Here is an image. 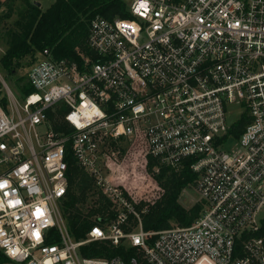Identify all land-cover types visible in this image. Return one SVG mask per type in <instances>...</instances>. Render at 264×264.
I'll use <instances>...</instances> for the list:
<instances>
[{
  "label": "built area",
  "instance_id": "1",
  "mask_svg": "<svg viewBox=\"0 0 264 264\" xmlns=\"http://www.w3.org/2000/svg\"><path fill=\"white\" fill-rule=\"evenodd\" d=\"M128 11L94 15L77 59L43 47L22 101L0 73V250L8 264H264V0H131ZM58 117L72 130L56 129ZM119 140L138 149L143 177L190 159L201 204L190 225L144 230L127 194L97 176L121 157ZM69 142L118 211L81 240L62 214ZM149 158L159 163L150 172ZM129 213L136 226L125 231ZM92 241L133 251L86 256Z\"/></svg>",
  "mask_w": 264,
  "mask_h": 264
},
{
  "label": "trees",
  "instance_id": "2",
  "mask_svg": "<svg viewBox=\"0 0 264 264\" xmlns=\"http://www.w3.org/2000/svg\"><path fill=\"white\" fill-rule=\"evenodd\" d=\"M14 2L15 0H11ZM23 9L11 24L4 25V32H0V71L6 75L15 74L22 67V60L30 58L34 62L43 47H50L56 57H70L77 59L78 51L86 49V38L90 19L100 14L106 18L129 17L128 4L125 0H53L46 8L37 5L34 0H20ZM1 5V1H0ZM6 13L4 17H9ZM6 23L5 21L3 22ZM10 25V26H9ZM29 64V65H30ZM23 87L20 90L28 93L32 90L26 83V76L17 78ZM5 97L0 88V104L4 105ZM247 119L244 115L238 118L229 129V135L237 137L243 130ZM54 127L58 130L72 129L62 117L54 120ZM120 155L128 149L126 140H119ZM127 147V148H126ZM67 192L62 204V214L67 229L75 240H81L86 232L100 219L114 218L117 210L111 208V202L101 191L96 192L94 179L80 167L72 157L70 142L67 143ZM190 159H185L179 170L148 159L147 168L152 170L155 164L159 171L151 175L161 188V193L153 200L133 202L144 230H160L173 225L187 226L199 214L201 204L194 203L185 207L179 200L181 192L192 188L196 175L189 168ZM97 194L95 203L85 207L89 194ZM126 195V194H125ZM130 200L129 196H126ZM93 216V218H91ZM129 224H123L127 231L136 226V217L128 214ZM52 233L56 236L54 229ZM112 247L99 241H92L82 247L86 256L111 257L116 254L128 256L133 249L128 246ZM8 257L0 250V264H8Z\"/></svg>",
  "mask_w": 264,
  "mask_h": 264
},
{
  "label": "rangeland",
  "instance_id": "3",
  "mask_svg": "<svg viewBox=\"0 0 264 264\" xmlns=\"http://www.w3.org/2000/svg\"><path fill=\"white\" fill-rule=\"evenodd\" d=\"M0 32H4L6 29H4V25L11 24V22L17 18L23 9V3L20 0H15L12 2L11 0H0ZM39 1L40 6L44 9L50 3L53 2V0H34ZM128 4L131 0H125ZM6 13H9V17H4ZM6 22L5 24L3 22ZM10 26V25H9ZM1 41V38H0ZM31 62L30 58H25L22 60L21 64L22 67L17 69L15 74L6 75L3 71H0L1 75L5 78L6 83L12 90L14 96L17 100L22 101V94L20 90L21 81H18L17 78L21 76H26V68L29 66ZM240 108L234 107L232 111L228 114V118L230 120H234L239 115ZM118 145V143H116ZM119 146V145H118ZM237 147V139L236 138H229L225 144L226 150H232ZM114 148L116 151H120L119 147L115 145ZM127 148V147H126ZM131 152H124L119 157V160L115 163H111L110 168L105 166L103 163H100L98 165L99 167V173L97 176L103 177V182L106 184H110L113 186L118 187L119 189L124 191V186L129 189L131 192V198L130 201L132 203L134 202V199L136 201L140 200H153L156 197H158L161 193V188L159 185L155 182V180L149 179V177H143L141 174V167L139 165V162L135 160V154L137 153V148L135 146L131 147ZM134 150V151H133ZM120 153V152H119ZM84 171L90 175L94 179V183L96 185V192L101 191L103 194V190L106 189V185L103 183L98 184L97 179L89 174L85 169ZM150 172V171H149ZM107 179L108 181H104ZM123 186V187H122ZM109 192V191H108ZM106 195V194H104ZM97 194L90 193L87 200L85 207H89L90 205H93L95 203ZM107 197V196H106ZM133 197V199H132ZM197 199V195L195 194L193 188H187L186 190L181 192V195L179 197L180 202L185 206L189 207L191 206ZM129 200V199H128ZM259 217H264V208L261 209L259 213ZM93 218V216L91 217Z\"/></svg>",
  "mask_w": 264,
  "mask_h": 264
},
{
  "label": "crops",
  "instance_id": "4",
  "mask_svg": "<svg viewBox=\"0 0 264 264\" xmlns=\"http://www.w3.org/2000/svg\"><path fill=\"white\" fill-rule=\"evenodd\" d=\"M149 179H152V178L149 177ZM152 180H153V179H152ZM124 192H125V194H127L128 196H131V192L129 191L128 188L124 187ZM132 198H133V197H132Z\"/></svg>",
  "mask_w": 264,
  "mask_h": 264
},
{
  "label": "water",
  "instance_id": "5",
  "mask_svg": "<svg viewBox=\"0 0 264 264\" xmlns=\"http://www.w3.org/2000/svg\"><path fill=\"white\" fill-rule=\"evenodd\" d=\"M35 3H36L37 5H40V2H39V1H35Z\"/></svg>",
  "mask_w": 264,
  "mask_h": 264
},
{
  "label": "snow or ice",
  "instance_id": "6",
  "mask_svg": "<svg viewBox=\"0 0 264 264\" xmlns=\"http://www.w3.org/2000/svg\"><path fill=\"white\" fill-rule=\"evenodd\" d=\"M141 7H145V5L143 4V3H141V5H140Z\"/></svg>",
  "mask_w": 264,
  "mask_h": 264
}]
</instances>
